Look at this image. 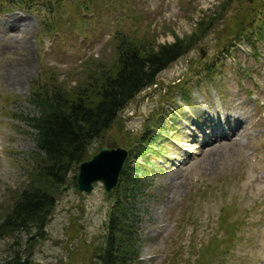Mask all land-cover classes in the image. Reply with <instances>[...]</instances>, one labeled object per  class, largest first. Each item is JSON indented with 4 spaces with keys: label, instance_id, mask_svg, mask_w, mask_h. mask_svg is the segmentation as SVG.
Returning <instances> with one entry per match:
<instances>
[{
    "label": "rangeland",
    "instance_id": "rangeland-1",
    "mask_svg": "<svg viewBox=\"0 0 264 264\" xmlns=\"http://www.w3.org/2000/svg\"><path fill=\"white\" fill-rule=\"evenodd\" d=\"M63 1L39 0L31 10L5 4L0 12V215L35 166V130L12 116L36 115L28 102L33 81L58 74L59 82L75 87L91 69L112 65L120 36L171 44L194 36L202 20L212 21L208 35L141 92L90 153L104 146L129 152L144 134L153 140L139 159L151 171L141 178L148 195L136 205L149 211L142 264L193 263L195 246L225 239L224 216L246 223L237 227L236 245L211 260L264 264V38L254 46L247 39L228 45L230 51L222 47L228 38H221L248 0ZM263 20L260 11L254 28ZM112 202L102 184L91 195L62 191L46 238L29 244L30 264H83L87 245L102 240ZM15 241H0V264L15 252L28 258L29 236L21 235L20 246Z\"/></svg>",
    "mask_w": 264,
    "mask_h": 264
},
{
    "label": "trees",
    "instance_id": "trees-1",
    "mask_svg": "<svg viewBox=\"0 0 264 264\" xmlns=\"http://www.w3.org/2000/svg\"><path fill=\"white\" fill-rule=\"evenodd\" d=\"M36 1L39 0H0V12L5 4L31 10ZM92 1L88 0L90 4ZM63 2L57 0V6ZM227 6L226 2L221 9L225 11ZM260 11L261 14L264 11V0H248L239 8L236 26L222 33L221 38H228L222 47H236L244 39L254 46L255 40L264 38V20L262 26L257 25L258 30L254 28ZM212 23L202 20L194 36L177 38L174 43L164 45L154 44L147 38L138 40L120 36L112 65L108 64L109 67L99 72L96 68L91 69V73L86 72L85 77L77 80L75 87L59 82L58 74L49 77L43 74L33 81L28 102L35 108L36 115L26 117L13 113L12 116L35 130L32 136L38 153L33 156L35 166L29 173L28 184L0 215V241L16 238L15 245L20 246V237L25 234L29 236L25 249L29 253L31 242L36 240L32 245L35 246L46 238L58 195L68 187L77 189L78 167L93 157L90 153L92 145L98 140L104 141L125 108L141 92L157 85L163 71L188 55L208 35ZM209 68L207 66L205 70L210 71ZM152 145L153 140L146 139L144 134L130 146L128 160L112 194L105 233L100 242L92 241L87 245L88 254L86 260H82L83 264H142L143 215L149 211L140 212L136 205L140 196L148 195L141 178L151 171L141 166L139 159L151 152ZM182 217L181 221H187L186 215ZM224 219L220 232H224L225 239L220 241L215 236L207 244L201 243L198 248L193 246L194 262L190 258L188 264H215L211 258L223 256L228 245H236L237 227L246 222L241 219L229 222L232 216H224ZM31 255L30 251L28 258H23L15 252L13 259L2 264H30Z\"/></svg>",
    "mask_w": 264,
    "mask_h": 264
},
{
    "label": "water",
    "instance_id": "water-1",
    "mask_svg": "<svg viewBox=\"0 0 264 264\" xmlns=\"http://www.w3.org/2000/svg\"><path fill=\"white\" fill-rule=\"evenodd\" d=\"M128 157L129 152L124 148L102 147L90 160L78 167V192L91 195L95 184H102L106 197L112 196Z\"/></svg>",
    "mask_w": 264,
    "mask_h": 264
},
{
    "label": "bare ground",
    "instance_id": "bare-ground-1",
    "mask_svg": "<svg viewBox=\"0 0 264 264\" xmlns=\"http://www.w3.org/2000/svg\"><path fill=\"white\" fill-rule=\"evenodd\" d=\"M13 19V18H12ZM7 22V21H6ZM13 29V28H12ZM216 137H218V136H216ZM224 137V135H222V138ZM239 138V137H238ZM218 140V139H217Z\"/></svg>",
    "mask_w": 264,
    "mask_h": 264
}]
</instances>
